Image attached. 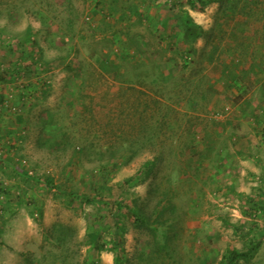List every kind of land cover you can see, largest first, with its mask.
Masks as SVG:
<instances>
[{
	"label": "rangeland",
	"instance_id": "rangeland-1",
	"mask_svg": "<svg viewBox=\"0 0 264 264\" xmlns=\"http://www.w3.org/2000/svg\"><path fill=\"white\" fill-rule=\"evenodd\" d=\"M244 3L0 0V264H264Z\"/></svg>",
	"mask_w": 264,
	"mask_h": 264
},
{
	"label": "trees",
	"instance_id": "trees-1",
	"mask_svg": "<svg viewBox=\"0 0 264 264\" xmlns=\"http://www.w3.org/2000/svg\"><path fill=\"white\" fill-rule=\"evenodd\" d=\"M244 6L249 7V9L244 8L243 12H242V16L244 18H246V20L248 19L249 11H257V10H259L262 13L264 12V0H250L249 5H248V3H244ZM86 200H88L89 202L92 201L89 198H86ZM116 207L119 208V209L125 208L126 210L130 211L133 214V216L137 220H139L140 222H144L145 221L144 218H142L139 215V213L136 211V209L130 207L129 205L117 203ZM247 254H248V252L234 251L232 254H230L229 259H230V261H235L236 259H238L240 257H243V256H245Z\"/></svg>",
	"mask_w": 264,
	"mask_h": 264
}]
</instances>
